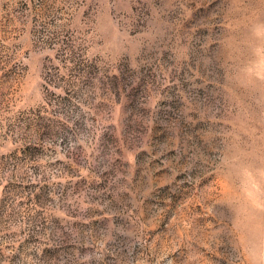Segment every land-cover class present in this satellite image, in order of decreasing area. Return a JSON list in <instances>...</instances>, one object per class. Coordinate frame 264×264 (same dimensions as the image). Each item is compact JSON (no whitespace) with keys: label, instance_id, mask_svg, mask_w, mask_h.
<instances>
[{"label":"rangeland","instance_id":"1","mask_svg":"<svg viewBox=\"0 0 264 264\" xmlns=\"http://www.w3.org/2000/svg\"><path fill=\"white\" fill-rule=\"evenodd\" d=\"M0 264H264V0H0Z\"/></svg>","mask_w":264,"mask_h":264}]
</instances>
